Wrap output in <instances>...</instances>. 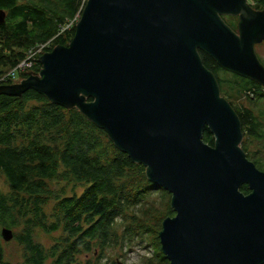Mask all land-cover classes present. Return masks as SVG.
<instances>
[{
  "label": "water",
  "instance_id": "water-1",
  "mask_svg": "<svg viewBox=\"0 0 264 264\" xmlns=\"http://www.w3.org/2000/svg\"><path fill=\"white\" fill-rule=\"evenodd\" d=\"M225 16L239 18L238 31ZM6 17L0 11V25ZM262 42L264 12L247 0H88L70 45L41 58L40 76L0 94L34 89L78 108L146 166L173 196L176 215L159 234L171 264H264V172L243 150L240 117L199 51L264 87Z\"/></svg>",
  "mask_w": 264,
  "mask_h": 264
},
{
  "label": "trees",
  "instance_id": "trees-1",
  "mask_svg": "<svg viewBox=\"0 0 264 264\" xmlns=\"http://www.w3.org/2000/svg\"><path fill=\"white\" fill-rule=\"evenodd\" d=\"M254 1L259 10L264 0ZM83 4L84 0H0V11L7 13L6 23L0 25V87L15 85L14 78L4 80V75L17 69L31 48L50 44L47 51L51 52L58 46H69L76 27L63 34L61 29L82 15ZM226 23L238 31L237 23ZM199 51L205 67L217 78L222 96L240 117L243 150L264 172V164L250 151V144L264 149V88L222 68L205 51ZM40 58L31 68L18 70L20 79L41 73ZM239 99L251 106L238 109L235 101ZM204 141L213 147L216 143L208 126ZM0 175L10 187L9 193L0 190V227L20 231L14 232V240L23 247L21 264H82V254L101 257L99 250L116 244L119 227L129 220L132 224L126 227L127 236H152L157 260L170 264L159 238L163 222L156 229L151 225L158 220L151 223L137 215L130 217V213L143 212L149 195L157 190L170 198L172 194L150 182L147 167L116 147L108 133L78 108L54 104L34 89L21 97L0 94ZM63 185L74 194L62 191L66 188L61 190ZM74 187H82L84 192L79 196ZM241 191L250 194L248 185ZM53 202L57 205L50 215L47 210ZM175 215L170 204L161 220ZM38 230L50 234L63 230L65 234L56 245L45 249L36 241ZM0 264H13L6 261L1 241Z\"/></svg>",
  "mask_w": 264,
  "mask_h": 264
},
{
  "label": "rangeland",
  "instance_id": "rangeland-1",
  "mask_svg": "<svg viewBox=\"0 0 264 264\" xmlns=\"http://www.w3.org/2000/svg\"><path fill=\"white\" fill-rule=\"evenodd\" d=\"M26 1V0H22ZM256 52L258 57L264 62V42L260 43L256 46ZM24 80L20 79V77L17 75V78L15 79V84H20ZM235 106L239 109L241 106L249 108L251 104L247 102L246 100L239 99L235 101ZM245 141V140H244ZM261 146L259 144L251 145L250 144V151L254 157H258L260 161L264 164V149H260ZM66 186L63 185L62 188ZM60 189V188H59ZM76 194L79 196L84 192V188H73ZM0 190L3 193H9L10 187L5 181V178L0 175ZM65 191L69 196L74 194V192L71 190L70 187H67L62 190ZM61 191V192H62ZM171 204L172 207V197H168L163 192H159L158 190L155 191L152 195H149L148 201L143 208V212H136V213H130V217L132 216H139L140 219H148L151 221V223L156 220H158L157 224H152L151 226H154V228H158L160 223H164L166 219L161 220V215L166 213L168 210V206ZM57 203L53 202L48 207V213L51 215L54 213V210L56 209ZM132 224V221L129 220V223L126 226H120L119 227V237L117 240V243L112 245L107 250H99V252L102 254L101 257L96 253H89V254H82L79 257V261L82 264H162L160 263L155 254L153 249V242L154 238L148 234H142L140 237H133V239H130L126 233V227L128 225ZM163 226V224H162ZM4 227H0V241L1 246L3 249V253L5 255L6 261H9L13 264H21L24 262V251L23 247H21L15 240L11 242L5 241V239L2 236V230ZM14 232L20 233V231L13 229ZM14 233V234H15ZM64 231L61 230L57 233L50 234L46 233L44 231L38 230L36 232V241L43 245L45 249H50L56 243L64 238ZM124 235L126 237V241L124 240ZM169 263V262H168ZM165 264V263H164ZM171 264V263H170Z\"/></svg>",
  "mask_w": 264,
  "mask_h": 264
},
{
  "label": "built area",
  "instance_id": "built-area-1",
  "mask_svg": "<svg viewBox=\"0 0 264 264\" xmlns=\"http://www.w3.org/2000/svg\"><path fill=\"white\" fill-rule=\"evenodd\" d=\"M87 2H88V0H84L83 6H85L87 4ZM247 3H248V5L250 7H252V9L256 10V6H257V2L256 1H254V0H248ZM256 11L257 12H264V3L262 4V7L259 10H256ZM79 19H80V16L76 17V19H74L68 26L63 27L61 29V34L67 32V31H70L72 29V27L75 24H77V22L79 21ZM47 46L48 45H41V46L33 49L31 51V55L29 57V60L27 62H25L24 64L20 65L18 69L21 70V71H25L27 68L32 67V63L29 64L28 62L31 61L32 59H34V57L37 56L38 54H41L42 52H44L45 49L47 48ZM14 76H15V71H10L6 75H4V80H10Z\"/></svg>",
  "mask_w": 264,
  "mask_h": 264
},
{
  "label": "bare ground",
  "instance_id": "bare-ground-1",
  "mask_svg": "<svg viewBox=\"0 0 264 264\" xmlns=\"http://www.w3.org/2000/svg\"><path fill=\"white\" fill-rule=\"evenodd\" d=\"M248 1V0H247ZM86 7V6H85ZM84 10H85V8H84ZM84 10H83V12H84ZM2 12H5V11H2ZM82 15H83V13H82ZM82 15L81 14H78L76 17H78V16H80V19H79V21L77 22V24H75L73 27H72V29L74 28V27H77V25L80 23V21H81V19H82ZM76 17L74 18V19H76ZM74 19H72V20H69V21H67V23L63 26V27H65V26H68ZM62 27V28H63ZM71 29V30H72ZM46 45H48L47 46V48L45 49V51L44 52H42L41 54H38L37 56H35L34 57V59H32L31 61H29L28 63L29 64H31L32 63V66H33V64H34V62H35V60H37V59H39V57H43L45 54H47V53H50V52H48L47 51V49H50V44H46ZM70 45V44H69ZM39 46H41V45H38V46H36V47H33V48H31L30 50H29V52H28V54H27V58H26V60L22 63V64H24L25 62H27L28 60H29V57H30V55H31V51L33 50V49H35V48H37V47H39ZM52 52V51H51ZM41 58H40V61H41ZM21 64V65H22ZM20 66V65H19ZM19 66H18V68H19ZM42 67H43V65H42ZM15 69V70H13V71H15V76L14 77H12V78H14V79H16L17 78V75H18V73H19V71H21V70H19V69ZM31 68V67H30ZM28 69V68H27ZM19 70V71H18ZM42 70H43V68H42ZM41 74V73H40ZM40 74L38 75V76H40ZM38 76H35V77H38ZM32 77V76H31ZM9 86H11V85H9ZM1 87H3V86H1ZM125 153V152H124ZM127 154V153H126ZM147 176H148V173H147ZM148 179H149V177H148ZM149 181L150 182H152V183H154L153 181H151L150 179H149ZM155 184V183H154ZM157 185V184H156ZM161 242V241H160Z\"/></svg>",
  "mask_w": 264,
  "mask_h": 264
},
{
  "label": "flooded vegetation",
  "instance_id": "flooded-vegetation-1",
  "mask_svg": "<svg viewBox=\"0 0 264 264\" xmlns=\"http://www.w3.org/2000/svg\"><path fill=\"white\" fill-rule=\"evenodd\" d=\"M230 17H232V18L230 19ZM224 19H225L226 22L228 21V22H232V23H237V27H239V22H240V20H239L238 17L225 16ZM227 24H228V23H227ZM229 26H232V25H229ZM262 43H263V42H262ZM250 193H251V191H250Z\"/></svg>",
  "mask_w": 264,
  "mask_h": 264
}]
</instances>
